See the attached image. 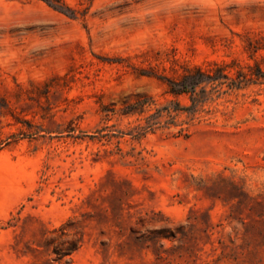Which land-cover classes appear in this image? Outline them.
I'll list each match as a JSON object with an SVG mask.
<instances>
[{"label": "rangeland", "instance_id": "rangeland-1", "mask_svg": "<svg viewBox=\"0 0 264 264\" xmlns=\"http://www.w3.org/2000/svg\"><path fill=\"white\" fill-rule=\"evenodd\" d=\"M213 63L241 82L186 135H133ZM0 264H264V0H0Z\"/></svg>", "mask_w": 264, "mask_h": 264}, {"label": "trees", "instance_id": "trees-1", "mask_svg": "<svg viewBox=\"0 0 264 264\" xmlns=\"http://www.w3.org/2000/svg\"><path fill=\"white\" fill-rule=\"evenodd\" d=\"M226 67V64L218 63H213V65L206 68L200 65L185 67L184 72L178 78L168 81L167 91L173 95H187L189 104L181 105L179 102H175L174 104L156 107L151 113L142 118V123L138 122L132 127L133 135L141 137L147 131L152 130L155 125L161 123L165 127H170L171 125L179 126L176 135H186L189 131L190 123L202 116V113L207 114L210 112L209 109L204 108V105L211 99V95L214 92L219 91L222 84L225 83L228 88L239 86L241 79L238 76L231 78L225 72ZM208 86L209 89H207ZM140 97H136L133 102L129 103L130 109L124 113H143L146 106L153 104L151 97L146 95ZM180 113H185L186 119L177 123L176 117ZM69 226L70 222L67 221L44 233L45 245L59 262L65 258L70 261L73 253L83 243V233L71 229ZM157 234L158 239H169L176 236V231L171 228H165Z\"/></svg>", "mask_w": 264, "mask_h": 264}]
</instances>
